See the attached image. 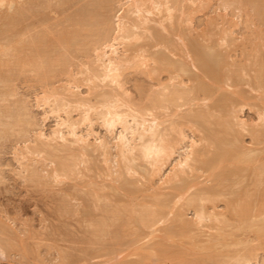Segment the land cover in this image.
Returning a JSON list of instances; mask_svg holds the SVG:
<instances>
[{"label":"rangeland","instance_id":"1","mask_svg":"<svg viewBox=\"0 0 264 264\" xmlns=\"http://www.w3.org/2000/svg\"><path fill=\"white\" fill-rule=\"evenodd\" d=\"M39 1L37 10L28 12L29 0H0V54L3 53L0 55V264H175L173 259L155 255L156 241L161 239L158 230L167 226L175 213L181 212L184 220L194 221L193 210L186 206L188 200L203 194L201 188L216 186L214 177L200 161L215 152V132H220L219 140L226 139H222V148L225 143V149L235 147L234 155L240 151L238 158L249 156L253 164L247 167L241 163L243 170L238 168L240 173L229 176L228 184L223 181V186L221 182L216 195L205 192L201 195L208 196L206 203L203 202L207 213L217 214L219 223L208 220L199 229L207 237L215 232V227L221 226L220 221L225 223L230 219L228 223H231V207L236 208L246 200L261 210L264 0ZM91 26L94 30L89 31ZM64 31L69 35L74 33L78 38L75 37V42L79 43L69 47L64 40H55ZM45 34L46 38L40 40ZM20 38L49 45L41 50L44 55L48 52L47 58L56 59L55 66L45 65L50 72L47 69L43 76L45 66L41 72H34L40 58H36L37 64L32 62L30 59L34 57L28 49L24 52L25 48H21L22 53L18 52L22 57L29 55L30 59L12 56L20 55L10 47L12 41ZM83 38L88 41L84 42ZM38 51L39 55L41 51ZM59 54L62 57L56 58ZM199 58L218 66L219 83L203 74ZM109 59L118 63L113 78L112 74L106 77ZM208 87L213 89L211 93L206 90ZM175 89L183 91L177 90L179 94L175 96ZM165 94L171 100L177 98L171 103L166 101ZM227 97L232 106L229 102L230 106L222 110L221 104ZM110 102L119 106L118 111L129 121L131 117L136 120L143 117L147 121L156 118L162 132L175 141L164 162L153 166L137 161L136 166L133 164L137 172L120 174L124 167L118 148L122 130L120 125L107 129L102 118ZM151 102L156 104L155 108ZM199 113L212 116L215 123L212 125L211 118L200 122L196 118ZM217 116L222 121L220 126ZM208 123L213 130L206 129ZM185 152H192L189 166L179 173L176 166L184 160ZM257 167L262 173L256 176ZM175 172L179 173L177 178L173 177ZM180 180L184 186H191L185 194L178 193ZM163 199L168 206L164 210V222L151 219L152 223L142 225L139 217L146 211H155L156 203H164ZM239 240L243 243L227 249L230 253L223 250L228 256L219 257V263L234 264L235 257L247 250L249 264H264V236L238 237ZM190 253L183 255L191 258ZM206 261L203 263H218Z\"/></svg>","mask_w":264,"mask_h":264},{"label":"bare ground","instance_id":"2","mask_svg":"<svg viewBox=\"0 0 264 264\" xmlns=\"http://www.w3.org/2000/svg\"><path fill=\"white\" fill-rule=\"evenodd\" d=\"M38 1L39 0H29V4H28V12H30L31 10H37V7H38ZM106 1V0H105ZM108 1V0H107ZM28 2V1H27ZM40 2V1H39ZM40 3H43V2H40ZM39 3V4H40ZM42 5V4H41ZM107 5V4H106ZM30 10V11H29ZM79 10V9H78ZM104 10H105V8H104ZM14 12H16V11H14ZM21 12V11H20ZM27 12V13H28ZM85 12V11H84ZM17 13V12H16ZM20 14V13H19ZM84 14V13H83ZM22 15H23V13H22ZM24 15H25V13H24ZM7 16V15H6ZM12 16V15H11ZM261 16V15H260ZM5 17V16H4ZM9 17V16H8ZM42 17V16H41ZM13 18V17H12ZM70 19V18H69ZM3 20V22L5 21L4 19H2ZM15 20V19H14ZM70 20H73L72 18L70 19ZM69 20V21H70ZM68 21V22H69ZM86 21V20H85ZM15 22V21H14ZM21 22V21H20ZM70 22H72V21H70ZM8 23H9V21H8ZM67 23V22H66ZM74 23V22H73ZM16 24V23H15ZM14 24V25H15ZM45 24V23H44ZM71 24V23H70ZM93 24V23H92ZM91 24V25H92ZM87 25H89V24H87ZM94 25V24H93ZM44 26V25H43ZM45 26H46V24H45ZM63 26H65V25H63ZM65 27H67V26H65ZM71 27V26H70ZM31 28V27H30ZM72 28H73V26H72ZM71 28V29H72ZM77 28V27H76ZM49 29V28H48ZM62 29V28H61ZM65 29V28H64ZM67 29H70V28H67ZM75 29V28H74ZM87 29V28H86ZM108 29V28H107ZM31 30V29H30ZM44 30H46V29H44ZM76 30V29H75ZM92 30H94V27L93 26H91L90 27V29H89V31H92ZM34 31V30H33ZM47 31V30H46ZM86 30H84V32H85ZM88 31V30H87ZM27 32V31H26ZM42 32V31H41ZM55 32H58V31H55ZM54 32V33H55ZM60 32V31H59ZM82 32H83V30H82ZM127 32V31H126ZM8 33V32H7ZM33 33V32H32ZM36 33V32H35ZM49 33V32H48ZM90 33V32H89ZM24 34V33H23ZM43 34V33H42ZM50 34V33H49ZM59 34V33H58ZM86 34H88V32L86 33ZM94 34V33H93ZM98 34V33H97ZM21 35V34H20ZM19 35V36H20ZM28 35V34H27ZM30 35V34H29ZM29 35H28V37H29ZM33 35V34H32ZM55 35H56V33H55ZM83 35V34H82ZM89 35V34H88ZM43 36H47L46 34L45 35H42V38H39L40 40H44V38H46V37H43ZM56 36H58V35H56ZM27 37V36H26ZM35 37V36H34ZM33 37V38H34ZM50 37V36H49ZM75 35H74V33H73V35H69L68 34V32H63V33H61V34H59V36L58 37H55V40H58V42H60L61 40L63 41H65V43L66 44H68V46H69V44H77V42H75L76 40H75ZM11 38V37H10ZM23 38H24V36H23ZM57 38V39H56ZM81 38V37H80ZM94 38V37H93ZM100 38V37H99ZM21 39V38H20ZM17 39V40H15V41H12L11 42V45H10V47H11V50L13 51V52H15V53H19V52H21L22 53V49L21 48H25L24 49V52H25V50L26 49H28L27 51H28V53H29V55L31 56V57H34L33 59L29 56V55H25V57H24V54H23V57L21 56V53H19L20 55H16V54H14L12 51H11V54H14V55H12V56H17V57H19L20 56V58H26V56H27V58L28 59H30L32 62H34L35 64H37L36 65V67L38 68H36L35 70L36 71H34V72H37L38 70L40 71V70H43V68H44V66L45 65H50V66H53L54 65V63H55V61H56V59H50V58H47L48 56H47V54H48V52H46L45 53V55H44V50L42 49L41 50V48H44V47H46V45H44V46H42V45H40V40H37L36 41V39H31V40H25V41H23V39ZM76 39H78L77 37H76ZM94 39H96V38H94ZM11 40V39H10ZM83 40H84V38H83ZM92 40V39H91ZM97 40V39H96ZM50 41V40H49ZM61 41V42H62ZM88 40H84V42H87ZM52 42H53V40H52ZM55 42V41H54ZM91 42V41H90ZM94 42V41H93ZM79 43V42H78ZM43 44H44V42H43ZM57 44V43H56ZM83 44V43H82ZM81 44V46H83ZM85 44V43H84ZM88 44H89V42H88ZM42 46V47H40V46ZM53 45V44H52ZM63 45H65V44H63ZM90 45V44H89ZM197 45H199L198 43H197ZM196 45V46H197ZM6 46V45H5ZM51 46V45H50ZM58 46V45H57ZM62 46V45H61ZM194 46V45H193ZM39 47H40V49H39ZM70 47V46H69ZM46 48H49V45H48V47H46ZM53 48V47H52ZM59 48V47H58ZM67 48V47H66ZM195 48V47H194ZM204 48V47H203ZM37 49L38 50H40V51H38V52H40L39 53V55H38V53H37ZM68 49V48H67ZM73 49V48H72ZM76 49V48H75ZM7 50V49H6ZM18 50H20L19 52H18ZM49 50H51V49H49ZM26 51V52H27ZM56 51V50H55ZM73 51V50H72ZM0 52H1V50H0ZM43 52V53H42ZM27 53V54H28ZM42 53V54H41ZM198 53V52H197ZM3 54V53H2ZM2 54H0V55H2ZM6 54H10V53H6ZM54 54H56V52L54 53ZM72 54V53H71ZM70 54V55H71ZM195 54V53H194ZM33 55V56H32ZM36 55H38V57H35ZM43 55V56H42ZM49 55H50V53H49ZM62 57L61 56V54H59V55H57L56 56V58L57 57ZM197 56H199L198 54H197ZM3 57V56H2ZM58 57V58H59ZM160 57V56H159ZM4 58V57H3ZM13 58V57H12ZM36 58H40L39 60V62H37L36 63V60H38V59H36ZM55 58V57H54ZM6 59H7V56H6ZM9 59H10V57H9ZM28 59H27V61H28ZM63 58H61V60H62ZM161 58H159V60H160ZM163 59V58H162ZM1 60H4V59H1ZM11 60V59H10ZM19 60H21V59H19ZM57 60H59V59H57ZM222 60H223V58H222ZM264 60V59H263ZM7 61H9V60H7ZM14 60H12V62H13ZM199 63H200V65H201V68H202V71H203V74L205 75V76H208V77H210V78H212L213 80H214V82H216V83H219V78H220V73H219V68H218V66L217 65H214V64H212V62L211 61H207L206 59H203V58H199L198 60H197ZM5 62H6V60H5ZM10 62V61H9ZM54 62V63H53ZM163 62V61H162ZM221 62V61H220ZM224 62V61H223ZM62 63V61L60 62V64ZM160 63H161V61H160ZM198 63V64H199ZM4 64H6V63H4ZM4 64H2V65H4ZM14 64H16V62L14 63ZM51 64H53V65H51ZM56 64V63H55ZM59 64V65H60ZM118 63H115L114 62V60H111V59H109L108 60V65H106V72H107V74H108V76H106L107 78H109V77H111V76H109V74H112V78L113 77H115L116 75H117V69H118V65H117ZM218 64V63H217ZM8 65V64H7ZM163 65V64H162ZM4 66H6V65H4ZM9 66V65H8ZM19 66V65H18ZM27 66V65H26ZM55 66V65H54ZM108 66V67H107ZM260 66H261V64H260ZM60 67V66H59ZM6 68V67H5ZM4 68V69H5ZM41 68V69H40ZM7 69H10V67L9 68H7ZM48 69V68H47ZM47 69H46V66H45V68H44V70H43V76H44V73L46 74V71H47ZM261 69V68H260ZM259 69V70H260ZM16 70V69H15ZM8 71V70H7ZM38 71V72H39ZM48 71H49V69H48ZM261 71V70H260ZM8 72H11V71H8ZM41 72V71H40ZM50 72V71H49ZM105 72V73H106ZM12 73V72H11ZM15 73V72H14ZM6 74V73H5ZM13 74V73H12ZM7 75V74H6ZM2 76V75H1ZM0 76V77H1ZM39 76V75H38ZM260 76V75H259ZM41 77H42V74H41ZM222 77V76H221ZM258 77V76H257ZM264 77V74H261V77L260 78H263ZM3 78H4V76H3ZM40 78V77H39ZM264 79V78H263ZM261 81H262V79H261ZM258 82V81H257ZM261 84H263L264 85V80H263V83H260V86H261ZM1 88H2V86H1ZM209 88V89H208ZM208 88H206V90L208 91H212L213 89H211L210 87H208ZM261 88V87H260ZM263 88V87H262ZM178 91H181V90H179V89H177ZM176 89H175V91H177ZM171 91V90H170ZM174 90L172 89V91L171 92H173ZM177 91V93L176 94H174L175 96L177 95V94H179V92ZM183 91V90H182ZM211 91H210V93H211ZM167 94H169V92L167 93ZM167 94H165V95H167ZM180 94H185V93H180ZM155 95V94H154ZM157 95V94H156ZM158 95H159V93H158ZM181 95V96H182ZM153 96V95H152ZM168 96V99H167V97H165L167 100L166 101H170L171 103H172V100L173 99H176V98H173L172 100H171V97L169 96V95H167ZM178 96V95H177ZM180 96V97H181ZM154 97V96H153ZM164 97V96H163ZM173 97V96H172ZM150 98V97H149ZM155 98H156V96H155ZM170 98V99H169ZM229 98H230V96H229ZM228 97H227V100H224V102H222V104H221V109L222 110H225V107H226V105H227V103H229L230 102V105L232 106V104H231V98L229 99ZM182 99V98H181ZM221 99H223V98H221ZM225 99V98H224ZM148 100V99H147ZM146 100V101H147ZM151 100H152V98H151ZM155 100H157V99H155ZM154 100V101H155ZM106 101V100H105ZM107 101H109V100H107ZM182 101V100H181ZM226 101V102H225ZM155 102H158V100L157 101H155ZM163 102V101H162ZM177 103H179L178 101H177ZM233 103V102H232ZM104 104V103H103ZM106 104H108V103H106ZM105 104V105H106ZM151 104H152V102H151ZM154 104V105H153ZM152 105H153V107L156 105L155 103H153ZM170 104V103H169ZM173 104H174V101H173ZM104 105V106H105ZM152 105H150V110H152L151 109V106ZM157 105H158V103H157ZM161 105V107L163 106L162 104H160L159 103V106ZM166 105V104H165ZM175 105H176V101H175ZM177 105H179V104H177ZM229 105V106H230ZM103 106V105H102ZM172 106V105H171ZM215 105H213V107H214ZM228 105H227V107H229ZM158 107V106H157ZM227 107H226V109H227ZM155 108V107H154ZM159 108V107H158ZM163 108V107H162ZM162 108H161V110H162ZM224 108V109H223ZM105 109H107V111H105V113H103L102 115L104 116V117H102L103 118V123H104V126H106L107 127V129H113V128H115V126L116 125H120V128H121V130H122V132H121V135H120V137H119V144H118V148H119V155H120V157H122V162L124 163V164H122L124 167H123V170H121L120 172H122V171H124L126 174H128V172H130V171H135V169L133 170V164H134V162L136 163L137 161H146V162H149V165H152L153 164V166H155V165H158V164H161L162 162H164V159L166 158V156H167V154H168V151L170 152V151H172V148H173V146H174V143H175V141L173 142V141H171L172 140V138H171V140H170V138H169V136L167 137V135H165L166 133H165V131H164V133L162 132V130L159 128V124L156 122V118L154 117L153 119H151L150 121H147V119H145V118H143V117H140V119L139 120H136L135 118H133V117H131V120L129 121L127 118V116L126 115H124V114H122L120 111H118L119 110V106H117V105H113V104H111V102H110V104H108L107 106H105ZM141 109L143 110V108L141 107ZM165 108H163V110H164ZM221 109H218V110H220L221 111ZM144 110H145V108H144ZM146 110H147V108H146ZM167 110V109H166ZM166 110H165V112H166ZM200 110H202V109H200ZM209 110V109H208ZM198 111V110H197ZM196 111V112H197ZM210 111H212V110H209V112ZM214 111V110H213ZM200 112V111H199ZM204 112H206V110L204 111ZM209 112H206V114L208 113V115H209ZM217 113L219 112V111H216ZM195 113V112H194ZM198 113V112H197ZM212 113V112H211ZM224 113V112H223ZM229 113V112H228ZM228 113H225V114H227V116H228ZM205 113H199V114H196V118L197 119H200V122L203 120V122H205V121H207V120H209L210 118L212 119H210L211 120V122H213L215 119L214 118H212V116L209 118V116L208 115H206ZM213 114H214V112H213ZM216 115V114H215ZM220 115V114H219ZM11 116V115H10ZM14 116V115H13ZM12 116V117H13ZM225 116V115H224ZM227 116L226 117H224V118H227ZM194 117V116H193ZM219 117H221V116H219ZM222 118V117H221ZM196 119V120H197ZM202 119V120H201ZM217 124H218V116H217ZM230 119V118H229ZM205 120V121H204ZM209 120V121H210ZM223 120V119H222ZM208 121V122H209ZM226 122H227V120H225ZM225 121H223V122H225ZM15 122H16V120H15ZM220 122V121H219ZM222 122V121H221ZM220 122V124H219V126L222 124ZM9 123H11V122H9ZM207 123V122H206ZM210 123V122H209ZM209 123L208 124H206V125H208V126H206L207 128L206 129H208L210 126H212L214 123H215V121L212 123V125H210L209 126ZM231 123V122H230ZM12 124V123H11ZM15 124V123H14ZM216 124V125H217ZM229 124V123H228ZM201 125H202V123H201ZM214 126V127H216L217 128V126ZM226 126H227V124H225ZM226 126H224V127H226ZM213 127V128H214ZM222 127V126H221ZM229 127V126H228ZM231 127H233V126H231ZM174 128V127H173ZM174 129H176V128H174ZM209 129H212V128H209ZM167 130V129H166ZM205 130V129H204ZM213 130V129H212ZM232 130V129H231ZM171 131V130H170ZM259 131V130H258ZM172 132V131H171ZM206 132H208V131H206ZM210 132V131H209ZM225 132V131H224ZM233 132H235L234 130H233ZM257 132V131H256ZM169 133V132H168ZM167 133V134H168ZM181 133V131H179V134ZM219 134H220V132H218ZM218 133L216 134V132H215V134H213V142L215 143V148L214 149H216L215 150V152H212L211 154H210V152H206V153H209L211 156H207V155H205V156H207L206 158L207 159H204V160H200L202 163L201 164H204V165H206V167H207V169L209 170L208 172H210V174H211V176H213L214 178V181H215V184H216V186H213V187H209V188H201L202 190H204V192L205 193H207V194H210L211 196H214V195H216L217 194V188H220L219 186H221L220 184H221V182L223 183V181L225 182V184H228L229 183V181H228V183H226V180H228V178H229V176H231V175H233V174H235L237 171H238V168H240L241 170H243L242 168H241V166H243V165H245V166H247L248 167V165H250V167H251V165L253 164H251L250 162H249V156H245L246 158H244V159H242L243 157H239L238 158V155L240 154L238 151V154L237 155H234L235 154V151H236V148L234 147V149H232V150H229V149H225L224 147L227 145L226 143H225V146L222 148L221 146L224 144V142H223V140L222 139H224L223 137H221V140H219V138L220 137H218ZM258 133V132H257ZM256 133V134H257ZM176 134V133H175ZM182 134V133H181ZM180 134V135H181ZM204 134H205V132H204ZM203 134V135H204ZM208 135H211V134H208ZM222 135V134H221ZM225 135V134H224ZM228 135V134H227ZM229 135H231V134H229ZM212 136V135H211ZM259 135H257V137H258ZM260 136H261V134H260ZM205 138H206V136H204ZM62 138V137H61ZM236 138V137H235ZM231 139V138H230ZM230 139H229V141H230ZM234 139V138H233ZM211 140V139H210ZM224 140H226V139H224ZM258 140V139H257ZM228 141V140H227ZM228 141V142H229ZM235 142V141H234ZM257 142V141H256ZM236 144V143H235ZM209 145V144H208ZM191 146H193V144L191 145ZM212 148V147H211ZM232 148V147H231ZM204 149H205V147H204ZM204 149H200V150H204ZM209 149V148H208ZM54 150V149H53ZM56 151V150H55ZM197 151V150H196ZM195 151V152H196ZM207 151H209V150H207ZM69 152V151H68ZM52 153V152H51ZM186 153V152H185ZM197 153H198V151H197ZM199 153H201V152H199ZM203 153H205L204 151H203ZM205 153V154H206ZM53 154V153H52ZM191 154H192V152H188V153H186L185 155V157H183V159L184 160H182V161H180L178 164H177V168H178V172H179V170H181L180 172L181 173H183V171H184V168L185 167H187V166H189L188 165V162H189V159H190V157H191ZM71 155H72V153H71ZM199 155H201V154H199ZM203 156V155H202ZM237 156V157H236ZM204 157V156H203ZM210 157V158H209ZM200 158V157H199ZM61 159V158H60ZM68 159H71V158H68ZM59 160V159H58ZM63 160V159H62ZM197 160V159H196ZM250 161H253V160H250ZM199 162V161H198ZM197 162V163H198ZM151 163V164H150ZM241 163H242V165H241ZM63 164V163H62ZM65 164V163H64ZM120 164H121V162H120ZM143 164V163H142ZM141 164V165H142ZM146 164V166H149V165H147V163H145ZM144 164V165H145ZM199 164V163H198ZM59 165H60V163H59ZM59 165H58V167H59ZM122 165H120V166H122ZM143 165V166H144ZM197 165V164H196ZM239 165H241V166H239ZM134 166H136L135 164H134ZM139 166V165H138ZM143 166H140L141 167V169H143L144 167ZM146 166H145V168H146ZM152 166V167H153ZM62 167V166H61ZM66 167V166H65ZM143 167V168H142ZM151 167V168H152ZM157 167V166H156ZM67 168V167H66ZM69 168V167H68ZM244 168V167H243ZM260 168H262L261 166H260ZM59 169V168H58ZM62 168H60V170H61ZM149 169V168H148ZM246 169V168H245ZM249 169V168H248ZM253 169V168H252ZM146 170V169H145ZM144 170V171H145ZM255 170V173H256V176L257 175H260L262 172H259L261 169H259L258 167L256 168V169H254ZM256 170L258 171V172H256ZM263 171V170H262ZM67 172V171H66ZM119 172V173H120ZM135 172H137V171H135ZM146 172V171H145ZM147 172H148V170H147ZM179 172V173H180ZM239 172V171H238ZM178 173V174H179ZM240 173V172H239ZM253 173V172H252ZM252 173H251V175H252ZM120 174H123V172L122 173H120ZM134 174V173H133ZM151 174V173H150ZM178 174L175 172L174 173V178H177L178 177ZM254 174V173H253ZM238 175V174H237ZM122 176V175H121ZM236 176V175H235ZM242 175H240V177H241ZM233 177V176H232ZM243 177V176H242ZM121 178V177H120ZM238 178V177H237ZM245 178H246V176H245ZM236 179V178H235ZM181 181V180H180ZM234 181V180H233ZM248 181V180H247ZM130 182H131V180H130ZM133 182V181H132ZM131 182V183H132ZM185 182V181H184ZM128 183H129V181H128ZM181 183H182V181H181ZM180 183V184H181ZM259 183H260V181H259V179L257 180V183H256V185L258 186L259 185ZM184 183H182V185H183ZM212 184H213V182H212ZM239 184V183H238ZM242 184H243V182H242ZM245 184H248V183H245ZM252 184V183H251ZM132 185V184H131ZM182 185H180L179 186V188L177 189L178 190V193L180 194V193H183V194H185L186 192H188V190L191 188V186H184L183 185V187H182ZM241 185V184H240ZM255 185V184H254ZM254 185H253V187H254ZM123 186H124V183H123ZM128 185H126V187H127ZM223 186H224V183H223ZM233 186V185H232ZM246 186V185H245ZM256 186V187H257ZM226 187V186H225ZM229 187H231V183H230V186ZM228 187V188H229ZM237 187V186H236ZM233 188V187H232ZM238 188V187H237ZM252 188V187H251ZM236 189V188H235ZM246 189V188H245ZM254 189H255V187H254ZM253 189V190H254ZM202 190H200V193H201V191ZM224 190H226V189H224ZM247 190V189H246ZM221 191V190H220ZM228 191V190H227ZM227 191H225L226 192V194H228V193H230L229 191H228V193H227ZM248 191V190H247ZM203 192V191H202ZM204 192H203V194H204ZM255 192H256V190H255ZM197 194L199 193L198 191L196 192ZM196 193L194 194V195H196ZM218 193H220L219 191H218ZM221 193H222V191H221ZM244 193V192H243ZM253 193V192H252ZM259 193V192H258ZM257 193V194H258ZM260 193H262V192H260ZM202 193L200 194V195H197V196H193L192 198H190L189 200H188V202H187V204H186V206H189L192 210H193V212H194V215H195V219H194V221H187V220H184V218L182 217V214H180V213H175L174 214V216H173V218H171L170 219V221H169V224L167 225V226H165V227H160L159 228V230H158V232L160 233V235H159V242L158 241H156L157 242V244H156V246H155V255L158 257V258H168V259H173L177 264H204L203 262L204 261H206L207 263H208V260L209 261H211L212 260V262H213V260L215 261H217L218 263L217 264H221V261H220V263H219V257H225V256H228V255H224V251L225 250H227V249H229V248H232L233 246L234 247H236L237 245H239V244H241V243H243V242H240V241H243V240H239L238 241V237H245V239H246V237H256L257 239H258V237H263L264 236V218H260L263 214H264V190H263V200H262V203L260 202L261 201V199H260V201L259 202H257V203H261L260 204V209L262 210L263 209V211H261V210H259V209H256V207L255 206H253V205H251V204H249V202L247 203L246 201H245V203H243V204H239L238 205V207H234V208H232L231 206V223H228V221L230 220V219H228V221L226 220V222L224 223H222L221 221H220V227H217V229H216V227H215V232L213 233V234H210V235H208L207 237H205L204 236V233L201 231V229H199V227H201L202 225H203V223L205 222V221H213V223H215V222H218L219 223V220H218V217H215V216H217V214H208L207 213V211H208V209H207V206H205V204L203 203V202H205L206 203V200L207 199H205V197L207 198L208 196L206 195L205 197H201V195H203ZM223 194V193H222ZM225 194V195H226ZM238 194V193H237ZM236 193L234 194L235 196L237 195ZM245 194H247V192L245 193ZM259 195H261V194H259ZM210 196V197H211ZM218 196H220V195H218ZM224 196V195H223ZM229 196V195H228ZM240 196V195H239ZM254 196H256V195H254ZM227 197V196H226ZM232 197V196H231ZM249 197V196H248ZM258 197V196H257ZM241 198V197H240ZM243 198L245 199V197L243 196ZM243 198H241V199H243ZM247 198V197H246ZM252 198L254 199V198H256V197H253L252 196ZM209 199V198H208ZM236 199H237V197H236ZM235 199V200H236ZM240 199V200H241ZM244 199L242 200L243 202H244ZM249 199H250V197H249ZM258 199V198H257ZM164 200V199H163ZM166 200V199H165ZM164 200V201H165ZM259 200V199H258ZM100 201H102V200H100ZM225 201V200H224ZM231 201V200H230ZM167 201H165L164 203L163 202H161L160 203V201H158V203H156L157 204V209L154 211H152V210H150V211H146L145 209H144V212L145 213H143L142 211H140L141 212V215H143L144 214V216L143 217H139L140 219H139V221L140 220H142V222H143V224L142 225H144L145 226V224H144V222L145 223H148V222H151L152 223V221H150L151 219H154V220H156L157 222H159V223H163L164 222V210L165 209H167V205L165 204ZM255 202V201H254ZM226 203H227V199H226ZM102 204V203H101ZM100 204V205H101ZM105 204V203H104ZM165 204V205H164ZM167 204H169V203H167ZM227 204H229V203H227ZM174 205H176V204H174ZM174 205H173V208H175L174 207ZM207 205V204H206ZM226 205V204H225ZM257 205H259V204H257ZM256 205V206H257ZM103 206V205H102ZM170 206V205H169ZM109 207V206H108ZM226 207V206H225ZM258 207V206H257ZM262 207V208H261ZM86 208H88V207H86ZM105 208H107V207H105ZM188 208V207H187ZM89 209V208H88ZM87 209V211H90V209L88 210ZM114 210V209H113ZM112 210V211H113ZM85 211V210H84ZM84 211H82V212H84ZM106 211V210H105ZM120 211V210H119ZM123 211V210H122ZM79 212V211H78ZM114 212V211H113ZM79 213H81V211L79 212ZM85 213V212H84ZM143 213V214H142ZM166 213V212H165ZM168 213V212H167ZM169 213H173L172 211H170ZM111 214V213H110ZM118 214V213H117ZM84 215V214H83ZM112 215V214H111ZM140 215V214H139ZM218 215H220V214H218ZM90 216H92V214H90ZM89 216V217H90ZM106 216V215H105ZM107 216H109V215H107ZM106 216V217H107ZM115 216V215H114ZM114 216H112V217H114ZM118 216V215H117ZM82 217V216H81ZM104 217V216H103ZM229 217V216H228ZM134 218V217H133ZM213 218V219H212ZM216 218H217V220H216ZM230 218V217H229ZM122 219V218H121ZM92 220V219H91ZM105 220V219H104ZM108 220V219H107ZM110 220V219H109ZM129 220V219H128ZM214 220H216V221H214ZM90 221V220H89ZM96 221V220H95ZM116 221H117V219H116ZM120 221V220H119ZM138 221V220H137ZM225 221V220H224ZM104 222V221H103ZM103 222H102V224H103ZM141 222V223H142ZM108 223V222H107ZM110 223H111V221H110ZM114 223H115V221H114ZM136 223V222H135ZM134 223V224H135ZM100 224V223H99ZM138 224H140V223H138ZM93 225V224H92ZM96 225V224H95ZM104 225V224H103ZM120 225H122V224H120ZM123 225H125V224H123ZM122 225V226H123ZM147 225V224H146ZM151 225V224H150ZM215 225V224H214ZM94 226V225H93ZM137 226V225H136ZM148 226V225H147ZM207 226V225H206ZM219 226V225H218ZM1 227V226H0ZM96 227H97V225H96ZM104 227V226H103ZM141 227V226H140ZM204 227H205V225H204ZM212 227V226H211ZM3 228V227H2ZM98 228V227H97ZM96 228V229H97ZM100 228H102V227H100ZM122 229V228H121ZM211 229V228H210ZM3 230H4V228H3ZM3 230H1V231H3ZM96 231V230H95ZM98 231V230H97ZM94 234V233H93ZM103 236V235H102ZM158 236V235H157ZM161 236V237H160ZM101 237V236H100ZM158 239V238H157ZM248 239V238H247ZM167 240V241H166ZM252 241V240H251ZM263 241V240H262ZM239 242V243H238ZM264 242V241H263ZM154 244V245H155ZM236 245V246H235ZM178 247V248H177ZM24 249V248H23ZM187 250V251H186ZM224 250V251H223ZM152 251H154V250H152ZM189 251H191V253H192V255H193V257H191V258H186V256H184L183 255V252H185V254H187V252H189ZM227 251H229V250H227ZM251 251V250H250ZM24 252V251H23ZM232 252V251H231ZM243 252H245V254L243 255V254H238L240 257H238V256H236L235 257V260H234V264H249V262L251 261L250 260V257H248L249 255H250V253H248L247 252V250L246 251H243ZM25 253V252H24ZM191 253H190V255H191ZM229 253H230V251H229ZM237 253H238V251H237ZM154 254V253H153ZM232 254V253H231ZM230 254V255H231ZM189 255V256H190ZM242 255V256H241ZM232 257H234V256H232ZM231 257V258H232ZM211 259V260H210ZM165 261V260H164ZM227 261V260H226ZM233 261V260H232ZM175 263V264H176ZM224 263V262H223ZM158 264H160V263H158ZM161 264H162V262H161ZM165 264V263H164ZM170 264H171V262H170Z\"/></svg>","mask_w":264,"mask_h":264}]
</instances>
